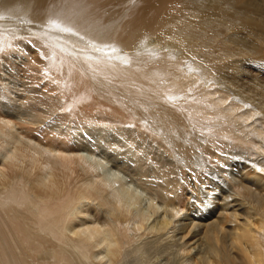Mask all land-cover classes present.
Masks as SVG:
<instances>
[{
  "label": "bare ground",
  "instance_id": "obj_1",
  "mask_svg": "<svg viewBox=\"0 0 264 264\" xmlns=\"http://www.w3.org/2000/svg\"><path fill=\"white\" fill-rule=\"evenodd\" d=\"M0 18L3 59L69 49L77 87L143 112L104 126L173 163L138 178L146 222L72 142L95 125L58 85L0 78V264H264V0H0Z\"/></svg>",
  "mask_w": 264,
  "mask_h": 264
},
{
  "label": "rangeland",
  "instance_id": "obj_2",
  "mask_svg": "<svg viewBox=\"0 0 264 264\" xmlns=\"http://www.w3.org/2000/svg\"><path fill=\"white\" fill-rule=\"evenodd\" d=\"M5 23L11 24V22H5ZM10 26H13V25H10ZM77 42H78V45L87 46L88 41L80 40ZM4 50H5V47H3L0 50V55H1L0 59H2L0 63V78H3L2 81L9 83V87L11 88H20L21 81H24V79H27L28 81H31L34 83L40 82L46 88H53V85H58L60 87L58 89V92L60 93L62 104L70 106V108L66 109V111L72 114L71 118L72 119L73 117L75 119L81 118L83 121L85 119L86 121L89 122V124L92 123L95 125V127L93 125L92 126L89 125L87 128H83V129L76 128V125H75L74 131L72 133L73 135L70 134L72 142L74 143L75 146H77V148L80 149V154L82 155V157L84 159L90 160L91 162L95 164H98L97 166H99L100 172L102 171V173H105L104 174L105 178L107 176L112 181H115L117 186L119 184L121 188L123 189L127 188L125 190L126 192L124 191V193L129 194L128 196L130 199H133V200L135 199L134 201H136L135 204H137V207L140 206L138 207L139 209L147 212L149 210L148 208L149 200L148 199L150 198L149 196L150 193L145 188V186L140 182L141 180H139L138 178L142 179L141 173L143 171H144L143 173L145 174L150 172V174L153 175L154 167L153 168H150V167L154 166V162L157 163L158 161L161 160L160 161L161 164L162 162L163 164L168 163L169 165L167 166L166 164V167L163 168L164 170L166 168H167L166 170H170L172 168L173 163L169 162L171 159L168 158L169 156H167V154L163 153L162 150L159 151L158 144L154 142L153 144L150 142L151 144L149 143V147L150 145H152V147L155 149V151L154 149L152 151L154 152V155L156 154L157 161L151 160L152 157L149 160L144 159L145 157H147L145 155L147 152L143 154L141 151H139L140 153H138L139 147L136 144L133 145V143H129L128 137L126 138L125 136H122V135L120 136V134L117 133V130L115 131L112 129H108L109 128L108 126H104L109 123H114L115 121V123L117 122V124L119 122L120 123L122 122L120 125L126 126L127 128H130V129L131 128L134 129L135 127L134 124L138 123L137 119H140V117L141 118L143 117V112L138 111V116H137V114L135 115L133 112L134 108L132 106L130 107V105L128 106V104L125 105V103L118 102V101L109 103L108 101H105L103 98L95 97L96 95L91 94V92L87 88H85L83 85L77 87V84H75V82H76V77L78 78V74L80 75V72H78V68L74 69V64L71 62L70 54L67 51L69 49H59L58 50L59 58L57 57L55 62H51L48 58H42V60L45 62H38V61L35 62V60L34 61L23 60V61L16 62V60H13L10 58L3 59V56L6 53V51L4 52ZM151 50L152 49H147L148 52H151ZM74 51L82 53V56L84 57L85 51H87V49L86 48L81 49V48L74 47ZM96 55L98 56L96 58H98L99 62L101 64H104L105 66L113 67V66L120 65L122 67H127L130 64L129 62L118 64L119 62L117 60H111L109 58L108 59L100 58L98 54ZM153 58H154L153 55H151V58L147 62V64L150 65V67L156 65V62L153 61ZM154 59H157V58H154ZM21 64H28L25 67H29L32 69L28 73H26L25 67L22 68ZM70 69L72 70V73ZM144 69L149 70L148 67H144ZM76 72L78 73L75 74ZM96 72L91 71V73H96ZM111 76L112 75H103L102 78H104L105 81L106 80L108 82L110 81L109 84L117 85L118 84L117 82H119L120 77L118 76L115 77L114 79H117V81L116 80L114 81L113 77ZM262 77L264 80V76ZM134 83L136 82L132 81V84ZM128 86H131V85L129 84ZM135 117L136 119H134ZM85 126H87V124H85ZM150 141L152 140L150 139ZM150 149L152 148L150 147ZM119 150L122 151V154L118 155L117 153ZM161 153H162V156H161ZM159 156L162 157V159ZM166 157L167 159H165ZM119 159L121 161L123 160V162H120ZM166 160L167 162H165ZM149 162H151L150 163L151 165L149 164ZM160 163L158 162V164ZM120 165H123V166L121 167ZM132 167L133 168L135 167V168L133 169ZM121 168H124V169L122 170ZM150 169L152 170L149 171ZM130 171L133 173V175H135L134 178L136 179L133 180L132 178H130L132 175ZM114 177L118 180L120 178H122L123 180L121 179L120 181H118L119 182L118 183ZM147 194H148V197H147ZM137 199L139 200L138 202H140V204L137 202ZM145 200L148 203H146ZM135 204L133 205L134 207H136ZM145 208L146 209L148 208V209L145 210ZM145 214L147 215L146 216L147 218L145 217L147 219L146 222H148L149 220L148 218L151 217L150 210ZM151 218H150L151 221L149 220V222H152V220H154L155 217L152 216Z\"/></svg>",
  "mask_w": 264,
  "mask_h": 264
}]
</instances>
